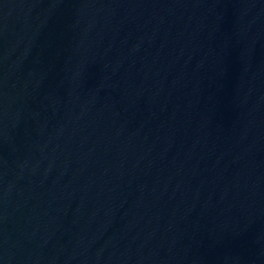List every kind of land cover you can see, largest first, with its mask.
I'll return each instance as SVG.
<instances>
[{"label":"water","instance_id":"1","mask_svg":"<svg viewBox=\"0 0 264 264\" xmlns=\"http://www.w3.org/2000/svg\"><path fill=\"white\" fill-rule=\"evenodd\" d=\"M0 264H264V0H0Z\"/></svg>","mask_w":264,"mask_h":264}]
</instances>
